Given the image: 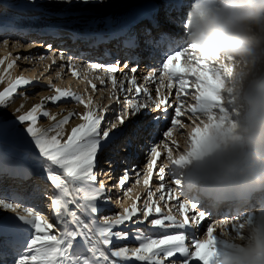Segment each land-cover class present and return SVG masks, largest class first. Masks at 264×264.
<instances>
[{
	"label": "snow or ice",
	"instance_id": "snow-or-ice-1",
	"mask_svg": "<svg viewBox=\"0 0 264 264\" xmlns=\"http://www.w3.org/2000/svg\"><path fill=\"white\" fill-rule=\"evenodd\" d=\"M4 43L7 44V41ZM128 43L134 45L135 41L130 39ZM155 43L156 48L163 52L160 66L149 71L144 78L145 82L155 80L157 85L155 98L147 87L142 88L137 84L135 75L126 74L119 83V90L123 95L122 101L121 95H117L116 74L120 71V65L105 66L92 63L86 66L87 72L83 78L88 80V73H102L95 79L104 85V77L107 76L112 88L109 100L124 103L125 108L122 114L114 105L93 106L91 96L85 100L83 96L69 89H61L49 82V87L55 94L45 97L40 103L33 105L18 116V120L26 124L25 131L31 137V142L37 150L36 158L52 186L48 207L52 210L55 223L42 214V209H38L35 201L40 197L39 192L30 198L19 197L16 194L0 197V209L16 213L14 216L0 215V233L8 234L15 241L13 264H127L133 259L138 262H147V264H165L162 257L169 258L168 264H190L192 261H199L200 264H215L219 255L215 230L226 226L230 219H238V216L223 218L219 224L210 225L206 216H210L211 213L207 209L199 210L203 205L190 203L188 199H184L179 204V208L184 210L180 216L173 215L171 208L165 213L152 201L154 193L151 189L148 191V199L144 201L142 208H138L137 203L133 202L130 207L121 205L122 210L114 215L102 218L97 215L98 201L104 198L106 191V185L98 182V173L102 172L107 175L114 162L111 157L104 156V149L124 134L127 127L126 121L129 119L128 110H131L132 115L151 116L152 143L149 144L145 154L147 172L144 176V184L146 186L152 180L153 169L161 159L162 154L157 146L164 138L171 139L172 130L177 126L180 129L185 128V123H182L180 118L186 117L188 113L192 114L191 120L186 122L192 130V141L196 146L204 130L201 114L212 112V118L215 119L216 111H226L221 95L223 73L226 69L222 65L200 57L193 45L174 46L175 41L169 34H161ZM48 47L52 46L48 45ZM54 56L56 53L47 57L52 60L53 65L56 64ZM58 58L61 61L68 60L71 74L80 78L78 64H73L63 52L59 53ZM41 59L45 58L41 57ZM3 63L4 60H0V65ZM185 64L188 66L185 67ZM15 65L16 60L14 59L7 65V68L12 69ZM62 71L61 66L56 76L60 77ZM130 71L135 73V69ZM158 72L160 75L157 78ZM185 75L194 77V83L190 85L189 81L184 78ZM166 80L169 92L164 95L163 87ZM2 81L3 77H0V82ZM174 81L178 82L175 101L180 102L179 106H173L174 102L169 100L172 96L171 89ZM124 82H128L131 86L125 88ZM32 83L27 78L17 77L14 82L9 83L7 88L0 91V106H6L19 89ZM88 83L93 91L98 90L97 85L91 80H88ZM189 87L195 89L196 94L192 96V99L196 102L188 104L186 111H182L185 107L182 96L187 94L186 89ZM133 88L135 89L134 97L129 99L128 94L133 93ZM142 96L145 98L141 99ZM65 100L83 105L85 111L83 113L69 112L62 119L57 120V117L48 111L46 104L59 106ZM153 107L161 113L159 118L151 112ZM109 111H112L114 115L106 118L105 113ZM75 116H79L82 122L67 131L65 126ZM40 117H50L54 123L49 127L38 126ZM165 117L167 121L163 123V130H161ZM171 154H173L172 150L169 149L167 158ZM166 169L165 164L159 167L160 187L158 190L165 189ZM133 171L139 175L137 170ZM128 180L129 170L124 169L122 177L118 179V186L124 188ZM136 183L138 184L139 180ZM173 183L177 187L168 189L169 199L173 198V194L179 188L178 180H174ZM130 191L131 188H127L124 194L127 195ZM26 199L31 201V205L25 206L22 213L17 212L21 203ZM159 199L165 200V195H160ZM175 199L179 200V197L176 196ZM9 200H19L20 203H12ZM187 209L195 211L191 220L186 214ZM77 210H80L79 214ZM154 212L158 215L154 216ZM126 222H131L135 227L132 240L138 242L137 247L126 246L129 238ZM119 226H125L124 230H115L119 229ZM188 228H192L194 232H200L201 228L206 229L205 238L191 240L194 250H190L186 243V232L169 233L166 231L167 229L185 230ZM200 235L204 236V232H200Z\"/></svg>",
	"mask_w": 264,
	"mask_h": 264
},
{
	"label": "clouds",
	"instance_id": "clouds-1",
	"mask_svg": "<svg viewBox=\"0 0 264 264\" xmlns=\"http://www.w3.org/2000/svg\"><path fill=\"white\" fill-rule=\"evenodd\" d=\"M179 11V39L226 69V111L202 113L197 145L190 130L165 167L187 198L238 216L216 236L215 264H264V0H179Z\"/></svg>",
	"mask_w": 264,
	"mask_h": 264
},
{
	"label": "rangeland",
	"instance_id": "rangeland-1",
	"mask_svg": "<svg viewBox=\"0 0 264 264\" xmlns=\"http://www.w3.org/2000/svg\"><path fill=\"white\" fill-rule=\"evenodd\" d=\"M44 1L45 2L43 3L37 2L36 4L32 2H28L27 4V1H24L22 5H20V7L13 8L12 12L9 14L11 18H15V21L12 22V24L21 26L22 28H24V26H28V28L31 30V33L35 32V29L34 30L32 29L33 27H36L37 29H46L51 33L52 31L55 30L56 33L63 32L68 35L71 33L78 34L81 32L82 36L87 37L86 38L87 41L88 39L94 40L93 43L97 42V38L94 39L93 34L85 35V33L87 32L86 30H88L91 26H94L95 28L98 27L106 28L117 24L118 28H116V33L110 37H112L113 39V44L115 45L117 43L118 45H120V48H122L124 50L123 52L126 54H124L123 52L121 53L120 49L118 50L116 47L113 49H109L110 50L109 54L101 50L98 53L94 52L84 55L83 52L77 53L75 49H72V47L70 48L68 44L70 42L63 40V43H61L60 44L61 46H59L57 49L59 50V48H62V50H60L58 53L55 52L56 56H59V53L63 52L65 53L66 57L70 58L73 64H78L79 65L78 71H80L81 73L80 78H77L71 74V66L69 65L68 60L61 61L59 60L58 57L55 58L56 59L55 65H53L52 63L51 65H49V70L47 72L51 70V73L50 74L46 73V75H44L41 73V69L42 72L44 73L45 70L43 68L45 66H42L41 62L38 59H41V57L45 56L46 58L43 60H46L47 57L50 56L52 51L44 52V48L37 49L34 51H28V50L25 51V48L28 47L26 42L29 43V40H23L21 42L22 40L21 36H19V41H18V43H20L21 45L19 44L20 46L16 47L15 43L17 41L14 40H18V39L11 38L9 37L8 33H5L6 28L5 27L3 28L2 25L6 24L7 22L1 21L0 22V60H4V63L1 65V67L6 69L7 65L14 59L16 60V65L12 69H9V71L6 73L5 76H2L3 81L0 82V85L2 86L0 91H3L5 88H7L8 84L14 82L17 77H21L24 72H26L25 75L27 76V79H32V80L34 78L35 79L34 81L31 80L33 82L32 84L18 90V93L15 95L16 98L15 100L11 101L12 100L11 99L9 100L6 106H0V113L10 112V116H11L10 118L5 117L0 119V130L4 126V123H7L8 121H16L15 119L18 118L16 117V115L19 114V111L13 109V105H12L13 103L18 104L20 103V101H24L29 103L31 108L33 105L40 103L42 100H44L45 97L54 95L55 94L54 91L49 87V82L56 84L61 89H69L83 96L85 100H87V98L91 96L93 100V106L114 105L117 110H119V108H125L124 103H117L115 100H111V101L109 100V97L112 95V88H111V81L107 76L104 77L105 84L101 85L100 81L98 79H95V77L98 75H102V73H88V80H91L93 83L97 85V89H98L97 91H93L91 85L88 83V80H85L83 78L85 72H87L86 66L92 63H98L105 66H109L112 64L120 65V71L116 74L117 82H118L117 89L119 88V83L123 80V77L126 74L128 76L135 75L137 79V84L140 85L142 88L147 87L149 91L152 93L153 98H155L156 86H157L155 80L145 82L144 78L147 76L149 71L156 69L158 66H160V60L161 57L163 56V52L159 51L156 48V43L151 44L149 40H147L146 38L145 39L141 38L140 41L137 42L133 34L126 33L125 31L126 23H121V22H123L124 13L125 14L132 13L133 11H136L140 7L135 19L133 18L132 20H128V22H134V25L137 24V27H139L141 30L148 31L149 29H151L153 30V32L167 31L169 34L171 33L173 36L177 38L174 46L179 47L180 45L184 44L183 41L179 39V37L183 35L182 25L179 23V19L175 17L172 20V19H165L162 17L163 11H170L174 15L177 12L180 13L179 0H175V2H173L172 0L169 1L155 0V1H159L157 5L152 3L153 0H116L113 4L114 5L120 4L121 6L116 5L117 7L114 6V8L112 7L108 8L111 4H108V7L103 4L100 5L96 4L95 7H93L92 4L85 6V3L87 2L86 0H58V1L44 0ZM25 3L27 5L30 4L29 7L27 5H24ZM77 4L82 5L81 6L83 7L82 9H84V11L75 13L77 19L75 26L77 27L71 29L61 28V27L54 28L57 22L58 24L60 23L59 25H61L62 21L64 22L67 19V17L71 16L70 14H66L65 10L66 9L69 10L71 6L76 8ZM0 14H2L1 8H0ZM50 16L57 18L56 20L57 22H53L55 24L48 22L49 18H51ZM65 24L66 23L64 22L62 25ZM48 26L49 29L46 28ZM130 39L135 41L134 45H129L128 41ZM4 41H7V44H5ZM44 43L47 42L45 41ZM17 57H19V59H17ZM25 57L28 58L25 59ZM124 65H127V67H124ZM61 66L63 67V71L61 72L60 77H57L56 72L61 70ZM187 66L188 65L185 64V67ZM131 69H135V73L131 72L130 71ZM159 75L160 73L158 72L157 78L159 77ZM184 78L189 81L190 85L195 81V78L191 77L190 75H185ZM167 84L168 81L166 80L165 85L163 87L164 95H167L169 92ZM124 86L125 88H127L130 87L131 85L128 82H124ZM133 91H135L134 88ZM177 91H178V82L174 81L173 88L171 89L172 96L169 97V100L174 102L173 106H179L180 104L179 101H175V95ZM28 92H34L33 97L29 96ZM186 92L187 94L182 96L184 105L192 101L193 100L192 96L196 94L195 89L192 87H189V89H187ZM117 95H121L120 90H117ZM133 97L134 96L131 97L129 96L128 98L132 99ZM121 100L123 101V95H121ZM78 106H80V104H77L74 101H70V100L62 101L59 106H53L51 103L46 104V107L50 113L60 111V113L62 114L61 117L66 115L68 110H70V112L73 111L74 113H76V109L78 108ZM151 111L153 114L157 115L158 118L161 115V113H159L158 110L155 109L154 107L151 109ZM108 114H110L108 117L114 115L112 111L105 113V116ZM190 115L186 116L185 118L187 119L192 118V116ZM142 117L143 115L132 116L130 113L129 122L131 123L129 124V128L126 130V135L125 136L123 135L122 139H120L119 137V139H117L115 143H113L110 147L104 149V156L111 157L112 160L114 161L113 164L111 165V170L112 167H114L115 171L114 172L109 171L107 175H105L102 172L98 173V182H103L106 185L107 190H109L110 192L116 189L118 185V179L121 177L120 175L123 173L124 169H128L130 173V170L132 171L136 166H140L141 170L147 167L145 154L148 151V146L147 147L145 146L147 144L148 139H150L152 136L150 133L146 131L147 129L146 127L148 124H145V121L147 120H145L144 118L151 119V116L143 117L144 120L142 119ZM134 119L137 120L134 122ZM165 119L167 118L165 117ZM47 121L49 123L51 121V118L41 117L38 121V126H40V124L42 126H46L45 123H47ZM81 122L82 121L78 122V120L75 117H73L72 119H70L69 123L66 125L68 127H65V129L67 131H70V129L74 127V125L76 126V123H81ZM25 128H26V124H21L19 130L13 136L1 139L0 148H3L2 151L12 154L11 156L19 158L22 161H25V162H21L20 164L28 171L26 172L29 173V177L33 178L31 181V184L33 183V188L30 189L32 191L35 189L37 183L34 181H36L38 177L41 175L43 177H46V174L42 169L39 171V173L36 171L37 167L38 168H42V167L36 158L37 150H35L34 145L31 142V137L28 136V134L25 131ZM133 137H136L138 139H141V141L146 142L143 143L144 147H142L141 149L135 147V144L133 143ZM163 153H161L162 154L161 159L158 160L157 165L155 167V169H157L155 171L157 172H159V167L163 166V164H165L167 160V154L164 155ZM175 154L176 153H174L173 155ZM161 161L163 163H161ZM105 167L107 168V165H105ZM1 173L8 175L7 176L8 178H4V179L2 178L3 181L0 183V194H1L0 197H6L3 194L6 193V191L12 188L13 186L17 185L21 189H23L24 187L28 188L30 186V184H28L29 181L28 179L22 181V179H26V178L21 177L19 179H16L12 177L13 175L8 174L6 172H2L0 169V174ZM131 174H133V172H131ZM0 179H1V175H0ZM114 185L116 187H113ZM17 186L14 188L17 189ZM3 188H8V189L2 190ZM30 190L28 192H31ZM35 193H37L36 190L34 193H32V195L34 196ZM32 195L28 194V196H32ZM116 196L117 195L113 193L104 197L106 199L108 198L106 200L107 202L108 200H111V202L109 201L110 203L108 202V204L110 205L111 203L116 202L115 200ZM118 199H120V197ZM146 199L148 198H145L144 201H146ZM184 199H188L190 203H196V204L198 203L194 199L187 198V196ZM36 201H42V200L36 199ZM144 201L142 202L139 201V204L137 205L138 208L143 207ZM24 203L27 204L26 200L24 201ZM154 203L156 206V202ZM99 206L100 203L98 204V208ZM105 207L106 206H103L101 210H104ZM161 209H163V207H161ZM179 209L180 208H177L174 211L172 210V214L180 216L181 212L179 211ZM42 211L43 214L45 212L47 215V210L42 209ZM119 211H121V209L115 212L118 213ZM77 212L79 214L80 210L79 211L77 210ZM188 212H186L187 215ZM153 215L156 216L158 214L154 212ZM98 216L102 218L103 216H106V214L103 213V214H99ZM230 216H236L232 210H230L228 214H225L224 218H228ZM133 219H135V217ZM230 221L232 220L230 219ZM214 223L219 224V222L216 221ZM126 227L129 230V235H132V233L135 231V227L133 226V224L131 222H126ZM193 227H195V225H193ZM124 228L125 226H119V229H115V230H124ZM166 231L170 232L172 231V229ZM130 245L131 244L128 241L126 246L130 247ZM14 249H15L14 239L6 233H0V264H13Z\"/></svg>",
	"mask_w": 264,
	"mask_h": 264
},
{
	"label": "bare ground",
	"instance_id": "bare-ground-1",
	"mask_svg": "<svg viewBox=\"0 0 264 264\" xmlns=\"http://www.w3.org/2000/svg\"><path fill=\"white\" fill-rule=\"evenodd\" d=\"M24 1H27V4H28V2H32V3H35V4L37 2H41V3L45 2L44 0L43 1L42 0H0V3H1L0 4L1 5L0 8L2 9V14H0V22L1 21L2 22H7L6 24H3L2 25L3 28L4 27L6 28L5 33H8L9 34V37H11V38L18 39V40H14V41H17L15 43V46L16 47L21 45L20 43H18L19 36H21V38H22L21 42L23 40H29V43L26 42V44L28 45V47L25 48V51H27V50L28 51H34V50L42 49V48L46 47V48H44V52H51L52 51V53H55V52L58 53L60 50H62V48H59V50H57V49H58L59 46H61L60 44L63 43V40H66V41L70 42V43H68L69 46H70V48L72 47V49H75L77 53H82L83 52L84 55H86L88 53H94V52H97L98 53L101 50L103 52H106L107 54H109V51H110L109 49H113V48H116V47H117L118 50L120 49V52L121 53L124 51L122 48H120V45H118L117 43L114 45L113 44V39H112V37H110V36H112V35H114L116 33V28H118V25L117 24H115L114 26L106 27V28L105 27L104 28H101V27L95 28L94 26H91L88 30H86L87 32L85 33V35H87V34H93L94 39L97 38V42L96 43H93L94 40H92V39H88V41H87V39H86L87 37L82 36L81 32L78 33V34H74V33L72 34L71 33V34L68 35V34H65L63 32L56 33L55 30L52 31V33H51V32H49L46 29H37L36 27H33L32 29L33 30L35 29V32L34 33H31V30L28 28V26H24V28H22L21 26L13 25L12 22L15 21V18H11V16H9V14L12 12V9L13 8L20 7V5H22V3ZM47 1H49V0H47ZM86 1H85L86 3L84 2L85 3V6L86 5H89V4H92L93 7H95L96 4H98V5L103 4V5L107 6V7H108V4H111L108 8H111V7L114 8V6L120 5V4H116V5L113 4L116 0H86ZM167 1H169V0H167ZM172 1L175 2V0H172ZM158 2L159 1H155V0L152 1V3L155 4V5H157ZM27 4L25 3L24 5H27ZM29 5H27V6L29 7ZM81 6L82 5L77 4L76 8L71 6V8L69 7L70 8L69 10H67V9L65 10V13L66 14H70L71 15V16L67 17V19L64 21L66 23L65 25H62L64 23L63 21L61 22L62 24L59 25L60 23L58 24V22L56 21L57 18H54L53 16H50L51 18H49V21L48 22L49 23L57 22V24L53 23V24H55L54 28H58V27L67 28V29L68 28H70V29L71 28H75V27H77V26H75V23L77 22L75 13L80 12V11H84V9H82L83 7H81ZM78 7H80V8H78ZM139 8L136 11H133L132 13H128V14H125L124 13L123 22H121V23H126V29H125L126 33L133 34L135 36L137 42H139L141 38H144V39L146 38L147 40H149V42L151 44L152 43H155V41L159 39V37H160L161 34H169L167 31H162V32H158L157 31V32H153V30H151V29H149L148 31L141 30L139 27H137V24L134 25V22H128V20H132L133 18L135 19V17L137 16V13L139 11ZM152 10H154V9H152ZM53 13H56V12H53ZM157 14H159V13H157ZM162 17L165 18V19H172V20L176 17V18L179 19V23H180V13L179 12H177L174 15L170 11H163ZM6 19H9L10 21L9 20H6ZM16 24H18V23H16ZM91 24H93V23H91ZM46 28L49 29V26L46 27ZM49 34H51V35H49ZM169 35L171 36V38H174L173 39L174 41H176L177 38L175 36H173L171 33ZM45 41L47 43H44ZM48 45H51L52 47L49 48ZM101 47H102V49H101ZM150 48H152V47H150ZM52 53L50 55H52ZM124 54H126V53H124ZM56 57H58V56H54L53 59H55ZM44 58H46V57L44 56ZM38 60L41 62V65L42 66H45L44 68L42 67L45 70L44 73L42 72V69H41V73L44 74V75H46V73L47 74H50L51 73V70L49 72H47V71L49 70V65H51L52 60L51 59H46V60L38 59ZM148 62H149V60H148ZM148 62H147V64H148ZM8 71H9V69L7 67H6V69H4L0 65V76L1 77L2 76H5ZM25 73L26 72H24L22 74V77L27 78V76L25 75ZM33 74H34V72H33ZM34 79L33 80L32 79H29V80L34 81ZM1 88H2V86L0 85V89ZM187 89H189V88H187ZM117 90H119V88ZM134 93H135V91H133V93H129L128 94V97L129 96L130 97L131 96H134ZM28 95L33 97L34 92H28ZM144 98L145 97H143V96L141 97V99H144ZM15 99L16 98L14 96L11 101H13ZM195 102L196 101L192 100L189 103H186V105L182 109V111L183 110L186 111L188 104L195 103ZM12 105H13V109H16V111H17V109H20L19 114L16 115V117H18L19 115L23 114L25 111H27V110L30 109L29 103L24 102V101H20V103H18V104L13 103ZM21 105H23V108H21ZM122 110H124V108H119L118 111H121V114H122ZM84 111H85V109H84V107L82 105L78 106V108L76 109V113H83ZM128 111H129V116H130L131 110H128ZM69 112H70V110H68L67 114ZM71 112H73V111H71ZM51 114L52 115H55L57 117V120H60V119L63 118V117H61L62 114L60 113V111L52 112ZM109 115L110 114L106 115V118H108ZM38 116H39V114H38ZM132 116H140V115H132ZM146 116H149V115H143V117H146ZM190 116H192V115H190ZM5 117L10 118L11 117L10 116V112H5V113L2 112V113H0V119L1 118H5ZM75 118L78 120V122L81 121L80 118H79V116H75ZM180 119H181V122L182 123H185V128L184 129H180L178 126H177V128H174L172 130L173 131L172 137H171V139L167 138L168 140L173 141V140L176 139L177 141H179V140H182L183 141V137L191 130V128L188 127V123L186 122V121H190L191 118H188L187 119L185 117H182ZM201 119H202V117H201ZM15 120L16 121H8L7 123H4V126L0 130V140L3 139V138H7V137L13 136L19 130V127L21 126L22 123L18 120V118L15 119ZM136 120L137 119H134V122ZM166 121H167V119H165L164 122H162L161 130L163 129V123H166ZM127 122H129V119L126 121V123ZM52 123H54V121L51 120L49 123H48V121H47V123H45L46 126H42L41 124H40V126L41 127H49ZM78 124L79 123H76V125H78ZM147 124H148L147 127H146L147 130L152 131L153 128L150 126V122L147 123ZM65 127H68V126H65ZM118 127H121V126L118 125ZM128 128H129V126H128ZM127 129H125V131H124V134H123L124 136L126 135V130ZM123 135L120 137V139L123 138ZM133 143L135 144V147H138L139 149H141L142 147H144V144L143 143H146V142H143V141H141V139H138L136 137H133ZM151 143H152V137L150 139H148L147 144H146L145 147L149 146V144H151ZM157 147H158V150L161 153L164 152L163 153L164 155L167 154V152H168L169 149L172 150V153L173 154L174 153H177V151H179L178 149H173L170 146L165 147V143L164 142L163 143L160 142V144ZM2 150H3V148H0V169H1V171L2 172H6L8 174H11L13 176H17L19 178H21V177L26 178V179H22V181L28 179L29 180L28 181V184H30V186L28 188L24 187L23 189L19 188V186H17V185H16L17 186V189L14 188L16 186H13L10 189L3 188L2 190H4V189H6V190L8 189L9 190V191L8 190L7 191L5 190L6 193H4L3 195L4 196H8L10 194H16L19 197L30 198V197H33L32 193H34L35 190H36V192H39V194H40V197L37 198V200H40V199L42 200V201H36L35 202L36 205H37V207H38V209L42 208L44 210H47V215H46L45 212H44V215H46L50 221H52L53 223H55V220L53 219L52 210L49 209V207H48V205L50 203L49 196L51 195V191H52V186H51L50 182L47 181L48 179L46 180V177H43L41 175V176L38 177L37 180L35 179L36 181L33 180L34 182H37V183H36L35 189L31 191L30 189L33 188V183L31 184V181H32L33 178H30L29 177V173H27L28 171L20 164L21 162H25V161H22L19 158L13 157V156H11L12 154H10L8 152H5V151H2ZM6 153H8V154H6ZM98 156H99V154H98ZM41 169L42 168H38L37 167L36 168V171L39 173V171ZM155 170H157V169H155V168L153 169L152 180L150 181L149 185L146 186L144 184V176H145V174L147 172V167L146 168H143L139 172V175H137L138 180H139V183L138 184L141 187L138 186L139 189L138 188L137 189L131 188V191L128 192L127 195H125L124 194L125 193V189H127L128 186L132 185V182L135 183V177L131 174V170H130L129 180L126 181V184H125L124 188H120L119 187V188H116V190H113L114 192L112 191V192H109L108 194H106V196H107L109 194L115 193V195H117L116 196V199H115L116 200L115 203H111L109 205L108 202L109 201L111 202V200H108V202H107L106 200L108 198L106 199L105 197L102 200L98 201V204L100 203V205L106 206L104 208V210H101L102 207L99 206V208H98L99 209L98 215L105 213L106 216H111V215L116 214L115 211H117L119 209L122 210L121 205H123L124 207H130V205L133 202H136L137 205H138L139 204V200H137V197H138V194L142 191L141 189L142 188H145V187H148V186L156 188L157 187L156 185L158 183H160V181H159V172H158V174H156L157 171H155ZM111 171L112 172L115 171L114 167H112V170ZM22 175H24V176H22ZM120 176L122 177V174ZM173 181H174V177H173L171 171L169 169H166L164 183L165 184H168V185H170L172 187H177V186L174 185ZM178 189L182 190L180 187ZM10 190H12V191H10ZM29 190L31 192H28ZM106 190H107V188H106ZM28 194H30L32 196H28ZM186 196H187V194L184 195L183 198H185ZM119 197H120V199H118ZM175 197L176 196H173L172 199H169L168 198V202H162V200L159 199V196H153L152 197V201L153 202H156V206H159L160 208L163 207L162 211L165 212V213H167V211H168L169 208H171V210L174 211L175 209L179 208V205H177V204H180L181 202H183V198L180 199V201H179V200L175 199ZM142 201H144V198L141 200V202ZM9 202H12V203H20L19 200H9ZM26 202L29 205H27L26 203L22 202L21 203V207L17 209V212H21L22 213L23 212V208L25 206H30L31 201L26 199ZM119 204H120V207H118ZM197 205L199 206L198 203H197ZM201 209L202 210L207 209L208 212L211 213L210 216H206V220H207V222L209 224L212 223L213 221L214 222L215 221L216 222H220V220L224 218L225 214H228L229 211L231 210V209H227V208H224V209H210L206 205H203V207H200L199 210H201ZM34 210H36V209H34ZM179 211L180 212H184V210H181V209H179ZM186 212H188V216L190 215V218L195 214V211L192 210V209H187ZM42 214H43V211H42ZM0 215H3V216H14V215H16V213H12L9 210L0 209ZM216 224H218V223H216ZM228 226L229 225H227L226 227H228ZM230 227H231V225H230ZM167 230H169V229H167ZM179 231L186 232V235H187L186 243L189 245L190 250H194V248L191 245V240L193 238L203 239V238L206 237V235H205L206 230L204 228H201L200 229V232H204V236H201L200 235V232H194L192 230V228H188V229H185V230H175V229H172V231H170L169 233H178ZM215 231L218 234L220 232V228H219V230H215ZM128 241L131 244L130 245V248L131 247H137L138 246V242H134L132 240V235H129ZM161 259H163L165 261V264H168V259L169 258L162 257ZM127 264H147V262H138V261H135L133 259V260L127 262ZM190 264H200V262L199 261H192V262H190Z\"/></svg>",
	"mask_w": 264,
	"mask_h": 264
}]
</instances>
